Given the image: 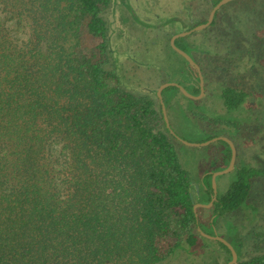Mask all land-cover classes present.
<instances>
[{
  "label": "trees",
  "instance_id": "obj_1",
  "mask_svg": "<svg viewBox=\"0 0 264 264\" xmlns=\"http://www.w3.org/2000/svg\"><path fill=\"white\" fill-rule=\"evenodd\" d=\"M111 3L0 0V12L27 21L30 30L26 40L16 39L0 16V264H227V246L197 229L207 232L194 204L211 201V174L195 201L161 107L123 89L117 70L81 49L87 31L111 53L103 16ZM187 38L176 45L198 63L206 88L205 65ZM169 49L173 81L199 95L198 76ZM170 91L196 103L177 87L163 96ZM248 96L233 87L221 93L228 113ZM179 110L181 122L190 123ZM159 117L166 132L156 128ZM221 158L228 166L229 145ZM233 174L211 209L215 224L258 211L250 198L264 165L244 164ZM228 240L238 253L242 241ZM236 264H264V255Z\"/></svg>",
  "mask_w": 264,
  "mask_h": 264
},
{
  "label": "rangeland",
  "instance_id": "obj_2",
  "mask_svg": "<svg viewBox=\"0 0 264 264\" xmlns=\"http://www.w3.org/2000/svg\"><path fill=\"white\" fill-rule=\"evenodd\" d=\"M217 1L126 0L128 4H125L122 0H112L103 14L111 29V53H104L101 39L87 31L83 33L81 49L95 62L117 70L123 89L150 97L160 112L157 90L173 81L169 49L172 36L207 19ZM0 16L16 39L24 41L29 37L27 21H19L10 13ZM187 43L194 46V54L203 60L207 87L196 103L174 91L165 94L164 101L171 106L168 116L174 132L193 143L204 142L206 136H225L236 148L235 168L244 164L263 166L264 0L227 3L221 8L216 24L191 35ZM224 87L244 90L250 96L240 109L228 113L221 97ZM179 107L189 114L190 123H182L177 117ZM154 122L157 130L166 132L160 117ZM173 141L181 164L188 171L191 183L194 182L192 196L197 201L201 191L198 184L205 174L226 168L221 154L228 144L216 141L207 146H186ZM234 170L219 179V193H225L234 181ZM250 202L257 206L255 215L251 211H239L215 224L217 233L225 239L242 241L238 259L244 262L264 255V178L254 181ZM199 213L206 229L212 231V212L200 209ZM219 260L225 259L222 256Z\"/></svg>",
  "mask_w": 264,
  "mask_h": 264
},
{
  "label": "water",
  "instance_id": "obj_3",
  "mask_svg": "<svg viewBox=\"0 0 264 264\" xmlns=\"http://www.w3.org/2000/svg\"><path fill=\"white\" fill-rule=\"evenodd\" d=\"M232 0H220L212 9L208 21L204 24H200L198 26H196L195 28L189 30V31H185V32H181L178 33L176 35H174L171 39V46L172 48L179 54L181 55L189 64L190 67L194 68L197 72V76L199 78V87H200V93L199 95H193L191 93H189L185 87H183L181 84L174 82V81H170V82H166L164 84H162L159 89L157 90V97L160 101L161 104V109H162V114H163V119L165 121L166 127L169 130L170 134L173 135L179 142L183 143L184 145L187 146H207L213 142L216 141H224L226 142L231 150V158H230V162L227 168L221 170V171H217L214 172L212 174V189H213V193H212V198L210 203L208 204H203V203H195L194 204V212L196 213V217L198 216L197 214V209L200 207L203 208H210L213 206L214 202L218 199V190H217V178L220 176H223L225 174L230 173L231 171L234 170L235 168V161H236V148L234 143L227 137L225 136H220V137H214L210 140L201 142V143H193V142H189L187 140L182 139L181 137H179L174 130L171 127L170 124V119L168 117V113H167V109H166V105L163 99V91L168 88V87H177L181 93L190 98V99H194V100H198L200 98H202L205 95V78L204 75L202 73V70L200 68V66L198 65V63L191 57V55H189L187 52H185L184 50L180 49L177 45H176V40L182 37H186L189 36L195 32L201 31L206 29L214 20L215 14L216 12L225 4H227L228 2H230ZM198 230L201 233L202 236L214 240V241H219L221 243H223L225 246H227V248L230 250L231 252V260L227 263V264H236L238 262V253L235 250V248L233 247V245L227 241L226 239L218 236L217 234L215 235H210L207 234L205 232H203L201 230V228L198 226Z\"/></svg>",
  "mask_w": 264,
  "mask_h": 264
},
{
  "label": "flooded vegetation",
  "instance_id": "obj_4",
  "mask_svg": "<svg viewBox=\"0 0 264 264\" xmlns=\"http://www.w3.org/2000/svg\"><path fill=\"white\" fill-rule=\"evenodd\" d=\"M220 0H218L216 3H215V5L219 2ZM233 1V0H232ZM231 2V1H230ZM229 3V2H228ZM214 5V6H215ZM226 5V4H225ZM214 6H213V8H214ZM223 7V6H222ZM221 7V8H222ZM212 8V9H213ZM221 8L216 12V14H215V17H214V20H213V22L206 28V29H204V30H208V29H210L213 25H215L216 24V21H217V19H218V17H219V13H220V10H221ZM212 11V10H211ZM211 13V12H210ZM210 15V14H209ZM208 18H209V16H208ZM208 18L207 19H205L204 20V22L203 21H201V22H199L198 24H196V25H194L192 28H189V30H191V29H193V28H195L196 26H198V25H200V24H204V23H206L207 21H208ZM189 30H186V31H189ZM202 31V30H201ZM183 32H185V31H183ZM199 32V31H198ZM178 33H181V32H178ZM178 33H176V34H178ZM196 33V32H195ZM195 33H193V34H195ZM175 34V35H176ZM193 34H191V35H193ZM191 35H189V36H186V37H190ZM174 36V35H173ZM172 36V37H173ZM182 38H185V37H182ZM172 39V38H171ZM178 40V39H177ZM170 45H171V41H170ZM206 91V90H205ZM164 92V91H163ZM164 97L165 96H163V99H164ZM165 102V101H164ZM161 105V104H160ZM170 124H171V121H170ZM171 127H172V125H171ZM173 129V128H172ZM212 138H214V137H212ZM212 138H210V139H212ZM210 139H208V140H210ZM183 144V143H182ZM210 145V144H209ZM187 146V145H186ZM229 165V164H228ZM228 166H226V168H227ZM225 169V168H224ZM232 172V171H231ZM230 172V173H231ZM230 173H228V174H230ZM209 174H211V183H212V174L213 173H208V174H205V176L206 175H209ZM228 174H225V175H223V176H226V175H228ZM223 176H220V177H218L217 178V190H219V179L220 178H222ZM201 182V181H200ZM199 185V188L201 189L202 188V183H199L198 184ZM218 194H219V191H218ZM217 201V200H216ZM210 203V202H209ZM203 204H205V203H203ZM208 204V203H207ZM213 207V206H212ZM212 207H210V208H203V207H200V208H198L197 209V214H198V216H197V223H199V220L201 221V219H200V213H199V210L200 209H204V210H208V211H211V209H212ZM202 222V221H201ZM203 223V222H202ZM205 226V225H204ZM211 226L213 227L212 229V231H208L207 229H206V227H205V229L207 230V232H209V233H207V232H205V233H207V234H210V235H215V234H217L218 236H220V237H222L221 235H219L218 233H217V231H216V229H215V227H216V225H215V223H214V217L213 216H211ZM200 227V226H199ZM201 228V227H200ZM197 229H198V227H197ZM202 230V229H201ZM199 231V230H198ZM204 232V231H203ZM226 237V236H225ZM206 238V237H205ZM222 238H224V237H222ZM208 239V238H207ZM225 239V238H224ZM211 240V239H210ZM227 241H229L228 239H226ZM212 241H214V240H212ZM230 242V241H229ZM234 247V246H233Z\"/></svg>",
  "mask_w": 264,
  "mask_h": 264
}]
</instances>
